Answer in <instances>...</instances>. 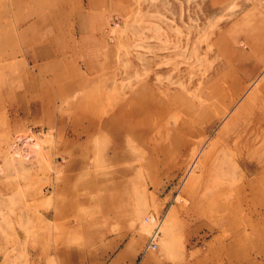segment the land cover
<instances>
[{
  "label": "rangeland",
  "instance_id": "obj_1",
  "mask_svg": "<svg viewBox=\"0 0 264 264\" xmlns=\"http://www.w3.org/2000/svg\"><path fill=\"white\" fill-rule=\"evenodd\" d=\"M103 237L264 264V0H0V264Z\"/></svg>",
  "mask_w": 264,
  "mask_h": 264
},
{
  "label": "crops",
  "instance_id": "obj_2",
  "mask_svg": "<svg viewBox=\"0 0 264 264\" xmlns=\"http://www.w3.org/2000/svg\"><path fill=\"white\" fill-rule=\"evenodd\" d=\"M98 242H100L101 248L104 246V248L100 249L98 251V253L93 254L91 259H94L93 263L94 264H102V262H104V259L108 256L107 253V243H113L109 248H113L115 243H118V241H113V240H107L104 237L102 239H97ZM129 244H131L130 246H128ZM132 246V241H129L126 246H124L119 252L118 254H114L113 257H111L109 259V261H107L106 264H128V262H130L135 254H126V251ZM101 253V254H100ZM101 260V261H100ZM103 260V261H102ZM90 264V262H89Z\"/></svg>",
  "mask_w": 264,
  "mask_h": 264
},
{
  "label": "built area",
  "instance_id": "obj_3",
  "mask_svg": "<svg viewBox=\"0 0 264 264\" xmlns=\"http://www.w3.org/2000/svg\"><path fill=\"white\" fill-rule=\"evenodd\" d=\"M159 230L155 228L152 233L149 235L146 249H155L157 246V239H158Z\"/></svg>",
  "mask_w": 264,
  "mask_h": 264
},
{
  "label": "bare ground",
  "instance_id": "obj_4",
  "mask_svg": "<svg viewBox=\"0 0 264 264\" xmlns=\"http://www.w3.org/2000/svg\"><path fill=\"white\" fill-rule=\"evenodd\" d=\"M193 117V116H192ZM196 121L198 120V117L195 119ZM204 157H206V154L204 155ZM194 163V162H193ZM199 163V162H198ZM195 164V163H194ZM200 164H201V162H200ZM194 166V165H193ZM155 218L154 217H152V220H154ZM165 228V227H164ZM159 230H160V228H159Z\"/></svg>",
  "mask_w": 264,
  "mask_h": 264
}]
</instances>
